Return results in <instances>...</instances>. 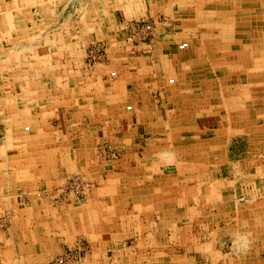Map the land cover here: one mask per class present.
I'll return each instance as SVG.
<instances>
[{
  "label": "crops",
  "instance_id": "0c3cea01",
  "mask_svg": "<svg viewBox=\"0 0 264 264\" xmlns=\"http://www.w3.org/2000/svg\"><path fill=\"white\" fill-rule=\"evenodd\" d=\"M81 241L264 264V0H0V264Z\"/></svg>",
  "mask_w": 264,
  "mask_h": 264
},
{
  "label": "built area",
  "instance_id": "2783aa9c",
  "mask_svg": "<svg viewBox=\"0 0 264 264\" xmlns=\"http://www.w3.org/2000/svg\"><path fill=\"white\" fill-rule=\"evenodd\" d=\"M210 1H217V0H210ZM140 26L141 28H143V30H146V31L152 29V26L150 24H144ZM187 46H188V43H183L181 45V48H185ZM115 74L116 73L113 72V75ZM171 82H174V79H171ZM26 129H29V127H27ZM88 186H89L88 182L84 181L80 177H76L68 182L67 190L75 193L77 197H81L83 196V192L88 188ZM86 248H87V244L84 241H81L80 248H67L58 257L57 261L60 264H80L83 252H85Z\"/></svg>",
  "mask_w": 264,
  "mask_h": 264
},
{
  "label": "rangeland",
  "instance_id": "374dc122",
  "mask_svg": "<svg viewBox=\"0 0 264 264\" xmlns=\"http://www.w3.org/2000/svg\"><path fill=\"white\" fill-rule=\"evenodd\" d=\"M144 24H150V23H146V22H143V21H142V22H140V21H139V22H135L134 24L131 25V28L134 27V26H136V29H135L136 33L141 32V33H143V35H144V34H147L146 32H149V33H150V31H151L152 29L146 31V30H143V28H141L140 25H144ZM150 25L152 26V24H150ZM137 26L140 27V28H138ZM144 29H145V28H144ZM169 82H170V83H174L175 80H174V82H171V79H169Z\"/></svg>",
  "mask_w": 264,
  "mask_h": 264
}]
</instances>
